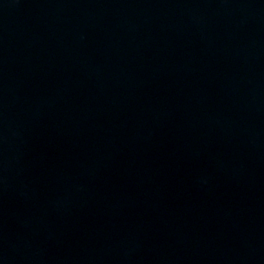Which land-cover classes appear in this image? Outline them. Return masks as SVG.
Returning <instances> with one entry per match:
<instances>
[{
	"label": "water",
	"instance_id": "1",
	"mask_svg": "<svg viewBox=\"0 0 264 264\" xmlns=\"http://www.w3.org/2000/svg\"><path fill=\"white\" fill-rule=\"evenodd\" d=\"M0 264H264V0H0Z\"/></svg>",
	"mask_w": 264,
	"mask_h": 264
}]
</instances>
